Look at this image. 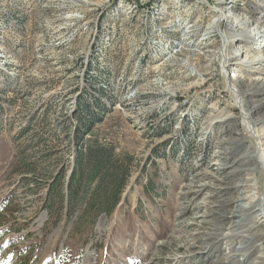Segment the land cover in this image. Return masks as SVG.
Listing matches in <instances>:
<instances>
[{"label":"rangeland","instance_id":"374dc122","mask_svg":"<svg viewBox=\"0 0 264 264\" xmlns=\"http://www.w3.org/2000/svg\"><path fill=\"white\" fill-rule=\"evenodd\" d=\"M214 5L224 6L0 0V264H250L264 254V0H226L219 27ZM83 105L106 111L85 138L129 172L110 214L92 211L96 182L69 207Z\"/></svg>","mask_w":264,"mask_h":264},{"label":"trees","instance_id":"16d2710c","mask_svg":"<svg viewBox=\"0 0 264 264\" xmlns=\"http://www.w3.org/2000/svg\"><path fill=\"white\" fill-rule=\"evenodd\" d=\"M99 106V103L96 102ZM97 110L91 108L90 105L81 106V116L77 117L76 126H74L73 134L75 141L73 145L76 147L77 155L75 157L72 171L67 183V196L70 199V210L76 208L77 196L82 194L85 196V192L93 182H96V186L93 189V198L99 201L98 208L92 211L96 216L100 213L110 214L114 207L119 202V195L121 190L126 185V178L129 176L128 170L122 166H116L114 163L108 164L109 158L114 156L113 149H109L107 152L101 145L91 146L89 141L85 138L86 135H90L94 127L102 123L106 111ZM78 113V111H77ZM106 153V156H105ZM111 156V157H110ZM129 154H125L124 158L128 159ZM58 173L57 175H60ZM58 177H55V181L51 186L46 187V195L44 198V207L46 202L52 196V191L57 190ZM91 195V194H90ZM92 208V203L85 207L84 210ZM94 220L92 221V223ZM56 224L55 222H53Z\"/></svg>","mask_w":264,"mask_h":264},{"label":"bare ground","instance_id":"6f19581e","mask_svg":"<svg viewBox=\"0 0 264 264\" xmlns=\"http://www.w3.org/2000/svg\"><path fill=\"white\" fill-rule=\"evenodd\" d=\"M216 1V3L217 4H219V5H224L222 8L220 7V6H217V5H214L213 6V9L219 14V16H218V19H217V22H218V27L223 23V19L225 18V14H224V12L223 11H225V10H223L224 8H226V0H215ZM229 2V1H228ZM232 8V7H231ZM224 15V16H223ZM226 16L227 17H229V14L227 15L226 14ZM233 17V16H232ZM231 19V18H230ZM236 20H237V18H236ZM239 20V19H238ZM179 21H180V19H179ZM222 21V22H221ZM237 25H234L233 24V22L230 24L231 25V27L233 26V28H236V29H240V30H242V29H246V25H247V23L246 24H244V25H241V23L239 24V23H236ZM238 25H240V26H238ZM176 26V25H175ZM215 26H216V24L215 25H208V29H212V28H215ZM194 30H195V28H193V29H191L189 32L190 33H193L194 32ZM234 30V29H233ZM261 30V29H260ZM206 33H209L208 31H206ZM257 34V33H256ZM261 34V33H260ZM259 34V35H260ZM239 35V34H238ZM236 37V36H235ZM239 39V38H238ZM242 40H244V38H242ZM233 41H234V39H232L231 37H227V38H224V40L222 41V44L220 45V47H219V50L220 51H222V52H224V49L227 47V46H231L232 44H233ZM231 61H230V59L228 58V57H226L225 55H224V67H228L231 63H230ZM256 62H258L257 61V59H254V60H249V64H247V65H244V66H250V65H252V64H254V63H256ZM229 78L230 79H234V83H236V82H238V80L239 79H242L243 77L241 76V75H239V74H236V73H232L230 76H229ZM244 79H246L245 77H244ZM234 89H236V91H239L240 90V88L238 87V86H234ZM261 163H263V162H261ZM242 185H248V183H244V184H242ZM238 189V188H237ZM241 193L243 192L242 190L240 191ZM254 196V195H253ZM245 197H247V196H244V197H242V199H245ZM238 200V199H237ZM235 200H230V202H234ZM253 201V198L251 199H248V201H247V204H250L251 202ZM263 201H264V196H260V198H259V210L261 211V210H263L264 211V204H263ZM245 205V204H244ZM237 220H234V221H232L231 223V227H233L232 228V230H230V234H228L227 236H230V235H239V232L240 231H238L241 227H243V226H246V223H247V221H248V219L246 218V216H242L240 219H239V221L238 222H236ZM247 231H249V230H247ZM227 233H224L223 235H226ZM256 236V234H250L249 235V238H250V241H249V239L247 240V243L246 244H244L243 246H241L240 247V251H246L247 250V248H249V250H250V247H249V245L250 244H253L252 243V238H254ZM238 237H240V236H238ZM247 238H248V236H246ZM223 238V237H222ZM215 241H216V239H215ZM250 243V244H249ZM247 244H248V247H247ZM251 246V245H250ZM239 253H233V255L232 256H237ZM252 254V251H248V253H247V255H251ZM240 255V254H239ZM218 260H217V262H215V263H213V264H229V263H234V264H236L237 263V261L235 260V258H233V257H231V258H228V259H225V256H219L218 258H217ZM238 260V259H237ZM263 261H264V254H259V255H257V257L250 263V264H262L263 263Z\"/></svg>","mask_w":264,"mask_h":264}]
</instances>
